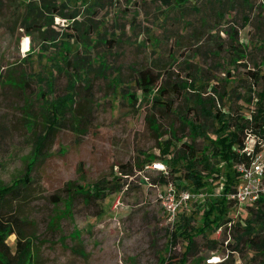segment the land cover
I'll list each match as a JSON object with an SVG mask.
<instances>
[{"label": "rangeland", "instance_id": "rangeland-1", "mask_svg": "<svg viewBox=\"0 0 264 264\" xmlns=\"http://www.w3.org/2000/svg\"><path fill=\"white\" fill-rule=\"evenodd\" d=\"M83 7L90 10L79 17L81 28L94 26L87 38L55 16L47 42L14 28L6 15L13 12L10 7L0 10V182L11 185L32 169L29 184L1 209L17 231L33 239L32 264H164L168 257L173 264H208L210 254L222 258L218 264H264L242 229H233L229 241L208 230L206 236L195 235L190 250L183 236L171 246L176 224L158 198L162 183L152 182L164 170L151 168L153 162L170 161L165 169L177 184L187 171V161L173 159L182 153V143H192L201 156L209 139L192 141L188 120L198 117L209 137L217 136V121L199 115L198 93L226 109L242 105L248 112L241 97L250 94V84L245 64L230 61L229 33L238 30L247 45L245 63L256 69L264 54V0H84ZM68 31L77 35L73 54L90 63L89 85L82 69L65 62L58 66ZM141 69L160 75L150 93L135 82ZM74 78L76 102L54 118L52 101L68 93ZM129 92L138 100L132 102ZM172 135L174 145L165 155L160 143ZM116 177H121L119 189L105 199L86 200L79 192L98 181L115 183ZM213 185L220 191L219 180ZM202 208L181 215L180 223L193 215L191 225L197 228ZM248 210L243 204L244 222ZM6 242L16 261L17 234Z\"/></svg>", "mask_w": 264, "mask_h": 264}, {"label": "trees", "instance_id": "trees-1", "mask_svg": "<svg viewBox=\"0 0 264 264\" xmlns=\"http://www.w3.org/2000/svg\"><path fill=\"white\" fill-rule=\"evenodd\" d=\"M72 1L73 0H0V10L3 6L10 7L13 12L6 15L11 20H14V28H23L27 34L35 36L33 37L35 41L47 42L53 38V35L49 36L48 33L49 28L54 23L55 16L64 18L68 22L66 27L70 30H78L81 39L84 40L94 30V26L88 25V27L82 29L79 17L84 10H90V7H83L84 0H82L80 4L75 3L74 5H72ZM64 34L66 37L62 42L64 53L60 57L61 60L56 62L60 67H62L61 62H65L67 66L73 69H82L84 71L82 77L87 81V85H89L90 79L88 76V69L90 63H86V61L82 59L79 60V54L77 52L73 54L72 50V40L76 39L77 35L75 31H68ZM229 36L230 51H233L235 55H230V61L245 64L244 71L249 80L250 94L247 97L242 96L241 98H244L246 105H243V108H246L248 112L245 113V111L242 110V105L240 109L234 108L231 110L227 107L228 111L225 112L223 109H226V106L221 104V102L214 100L212 97L203 98L201 93L197 94L196 103L200 107L199 115H205L217 121L219 125L216 130L217 136L215 138L209 137L206 125L200 122L198 117L195 120L187 121L191 140L196 141L199 137H205L209 139V145L203 149L201 156H199L192 143H182V153H178L177 157H175L176 159H173L176 161L180 159L187 161V171L184 176L180 175L177 177V185L188 187L192 190L206 188L212 191L214 182L219 180L224 186V196L217 198L212 196L208 199L206 205L202 208L203 221L197 228L191 225L193 215L189 217L184 216L182 223H180L179 220L175 223V229L172 231L171 246L175 244L179 236H183L188 240L187 250H190L195 243L194 238L196 234H203L206 236V233H209L208 230L214 232L221 223L231 219L227 217L229 204L225 195L233 190L238 181V172L237 169L234 168V164L250 162V154L244 150L246 130L254 129L258 132L259 130L261 131L264 125V54L262 55L263 60L257 65L256 69L247 67L245 63L247 45L240 41L237 29L231 28ZM45 48L46 47L42 44L40 50L43 51ZM87 48L90 49V45ZM261 49L264 50V47H261ZM84 61L86 63L85 70L83 69L85 67L83 66ZM255 64L257 63L255 62ZM226 75L228 78L232 77V70H228ZM159 79L160 75L153 73L151 69H141L139 75L135 78V82L139 88L146 89V93H150L151 89L157 86ZM119 81V79H115V82ZM260 81L263 83L261 88L259 87ZM76 84L77 80L75 78L70 80L68 93L52 101V115L54 118L55 116H63L65 111L69 107L72 108V105L76 102ZM183 84L182 82L181 86H184ZM189 84L191 86H193V84L195 85V83ZM114 85H117V83H114ZM256 87H258V90ZM158 90L161 91L162 88L160 87ZM214 90L217 91V88L215 87ZM225 93L226 92L220 94L223 103L227 97ZM128 96L132 102L138 100L136 93L129 92ZM240 96L241 95H238V97ZM154 100L156 102L162 101L160 97H156ZM214 104L217 105L216 110H213ZM74 115H77V113H74ZM152 124L156 125V130L159 129L154 120ZM173 138L172 135V138L160 143L163 154L166 155L170 153V148L174 145ZM155 158H157V156H155ZM165 162L169 165L170 161L167 160ZM141 166L142 165L139 164V167ZM172 168L175 170L176 167ZM31 170L32 169L28 167L25 176L15 180L11 185H3L0 182V264H32V258L34 256L32 247L33 239L23 236L21 231H17L14 228L13 222H11L9 218H6L5 213L1 209L2 204L6 203L9 196L18 195V193L21 192V187H26L29 184L31 180L28 176ZM162 174L163 175L159 177L157 182L152 181L153 184H158L160 182L163 186L169 182V171H163ZM120 180L121 177H116L115 183H111V181L107 180L98 181L86 189L83 187L79 192L86 195V200L90 198L102 200L111 192L119 189ZM247 207L249 209L248 211H252L251 214L247 217L245 222L243 219L244 216L242 215L234 222L233 229H242L244 236L248 237L249 246L254 248L258 253L264 255V198H261L254 205L251 204ZM14 233L17 234L18 258L16 261L12 260L9 256V245L6 242L7 238ZM214 238L211 239L213 247L218 244V241ZM169 258L170 257H168V259ZM185 258L186 257L183 258V261ZM168 259H163L164 264H173L172 261ZM201 261L202 259L199 258L198 262L200 263Z\"/></svg>", "mask_w": 264, "mask_h": 264}, {"label": "built area", "instance_id": "built-area-1", "mask_svg": "<svg viewBox=\"0 0 264 264\" xmlns=\"http://www.w3.org/2000/svg\"><path fill=\"white\" fill-rule=\"evenodd\" d=\"M26 45L29 47L28 40ZM223 110L228 111L225 108ZM244 150L250 154L251 160L249 163L234 164V168L238 172V181L233 190L225 195L229 204L227 217L231 219L221 223L215 230L218 237L229 236L227 241L230 240L234 222L243 214L242 205H254L261 198H264V125L258 132L254 129L246 130ZM165 167V163L161 161L153 162L151 165L152 169L167 171ZM220 184V191L217 192L214 189L209 191L206 188L192 190L188 187L178 186L173 181H169L161 188L156 187L165 214L168 220L175 225L181 215L204 207L210 197H223L224 186L223 183ZM232 209L234 210L233 213L231 212ZM206 261L208 264H217L222 261V258L211 254Z\"/></svg>", "mask_w": 264, "mask_h": 264}]
</instances>
